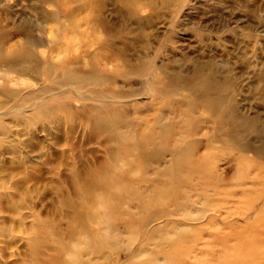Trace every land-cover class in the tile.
<instances>
[{"label": "bare ground", "instance_id": "bare-ground-1", "mask_svg": "<svg viewBox=\"0 0 264 264\" xmlns=\"http://www.w3.org/2000/svg\"><path fill=\"white\" fill-rule=\"evenodd\" d=\"M25 1L39 11L44 26L0 17V142L6 143H0V264H236L248 249L264 253V124L230 103L231 80L217 79L214 67L199 65L184 74L168 63L157 69L153 60L132 55L127 23L114 27L102 16L110 0ZM115 1L131 10L150 5L148 0ZM46 5L54 9H40ZM147 70L151 102L144 105L133 98ZM28 78L47 80L55 89L53 101L47 103L45 87L31 89L35 84ZM258 78L264 81V74ZM138 84L139 90L132 88ZM62 87L97 104L75 108L56 101V89ZM161 95L168 101H158ZM171 97L179 100L172 103ZM128 106L138 109L132 112L137 118L128 114ZM82 124L88 131L85 143L104 147L97 150L100 157L91 151L89 162L81 149L59 147L74 139ZM14 129H28V136L52 131L50 151L23 157L21 151H33L34 144L26 138L24 145L20 135L18 141L10 139ZM250 133L263 138L260 147L241 142ZM249 151L254 156H247ZM231 152L236 166L228 179L217 162ZM145 181L151 190L135 186ZM42 192L54 194L52 205L60 209L47 208L42 215L35 204L32 209L29 203ZM218 212L225 216L218 219ZM58 214L63 230L60 218L51 217ZM147 244L152 245L144 248ZM259 262L255 257L251 263Z\"/></svg>", "mask_w": 264, "mask_h": 264}, {"label": "rangeland", "instance_id": "rangeland-1", "mask_svg": "<svg viewBox=\"0 0 264 264\" xmlns=\"http://www.w3.org/2000/svg\"><path fill=\"white\" fill-rule=\"evenodd\" d=\"M167 1L168 0H148V2H150L149 6L137 4L134 6V9L131 10L127 6L120 5L115 0H110L105 7L101 8V12L102 16L110 21V24L114 27L121 22L127 23L126 25L130 27L131 30L126 32L125 40H129V42L132 41V48L129 47L128 52L132 53V55L142 54L143 57L149 61L153 60L157 69L162 64L168 63L174 68L175 72H183L185 74L186 72L188 73L192 67H198L199 65L204 66V68L214 67V70L212 69V73L217 79L229 78L232 82L231 95L233 97L229 100L231 101L230 103L234 102L235 105L241 109V114L244 117L249 115L250 117L254 116L256 119L258 118L261 122V127L264 124V94L262 92V88H264V81L259 80L258 76L260 73L264 74V0H183L179 5L176 0ZM67 6L70 7L73 5L68 4ZM40 9L49 12L53 10L54 7L46 5L41 6ZM38 12L39 11L36 9H30L25 0H2L0 2V17L8 20V22L13 19L14 22L18 24L23 19H27L31 23H38L39 21H43L39 17ZM40 24L44 26L46 23L43 21ZM49 24L51 25L52 23L49 22ZM90 38H92L91 35ZM118 41L120 42L121 40ZM11 43L12 41H9V44ZM93 48L94 47L90 50ZM146 73L147 74H144L141 79L143 80L141 90L138 89L140 84H138V87L137 85L132 86L135 90H139L138 94L133 99L144 102V105L151 102V98H148L149 96L147 95L145 89V87L149 85L147 80L149 71L147 70ZM17 77L18 76H13L11 78L15 79ZM19 78V82L24 80L23 77ZM21 82L20 84H22ZM32 82H34L35 85L33 84L34 88L31 89L35 90L38 88L37 86H39V88L45 87L46 89H44V91H46V93L44 96L46 97L49 95L46 97L47 103L49 101H53V99L49 97L53 94V90L55 89H51L47 80L41 78L38 82ZM6 83L10 87L11 85L17 86L15 83L13 85V82ZM253 87H258L256 91L258 90L259 93L261 90L260 94H258ZM62 89L63 87L61 89H56L58 93L57 96L60 97L57 98L56 96V101L59 100L72 104L75 108L82 106V104L86 105L88 102L97 104V102L92 99L84 101L78 96H75L74 93L77 92L75 89L73 91H71L72 89L70 90L66 88V90L62 91ZM82 93V95H84V92ZM160 99L161 101H163V99L168 101L163 95L157 98L158 101H160ZM175 100L178 101L179 99L174 98L173 100L172 98V103H174ZM176 102L174 105H176ZM126 109H128L127 111L128 114L130 113V116L133 115L135 118L139 116L137 114H133L137 112L138 109L134 110L129 106ZM142 114L151 113L144 110L142 111ZM64 125L66 126V123H63V126ZM83 127L84 124L78 126L74 132V135L76 134L74 139L71 141L67 139L63 140V143H61L59 147L64 146L65 150L77 147V149H81L83 152L88 154L87 157H84V161L87 162L88 160L89 162V157L92 153L91 151L96 150V156L100 157L101 153L98 151H104V147L94 141L91 143L87 142L86 144L85 142L88 138V131L86 130L87 128ZM64 130L65 129L63 127L62 131L65 133ZM27 131L28 129L19 133L18 130L14 129L13 132L9 134V138L14 141H18L19 137L16 136L20 135L23 139V144L26 138H31L32 144H34L33 151H25V149H23L20 153L23 157L28 158L30 156L32 158H38L40 152L50 151L48 149V143L53 142L50 139L52 131L44 132L36 130L35 134L31 135L32 137H35L34 139L26 134ZM63 132H60L62 134L61 137L60 135H57V137L63 138ZM245 136H243L245 139L240 138V140L243 139L244 141L241 140V142L243 141V144L248 143L247 145H249L250 148L251 146H255V148H257L256 145L260 147L263 144V138L261 136L257 137L254 133H250V137L249 134H246ZM199 137L197 138L202 140L204 143L205 139L202 137H205V134H201ZM44 138H47L46 142L42 141ZM37 139L40 141L38 142ZM78 141L79 143H77ZM251 141H253V144H249ZM0 143L6 147V143ZM203 143H201V146ZM250 151L247 156H254L253 153H251L252 151ZM233 153L235 154V152H231L229 157L226 154V159L217 162V167L219 170L223 171L224 175H226L225 177L228 179L233 177L236 166L235 160H230L231 156H234ZM246 168L248 169V164ZM62 171L67 175V171L64 168H62ZM247 173L252 174V170H249ZM49 178L50 175H46V179L48 180ZM60 181L61 180L58 179V182ZM138 184L139 185H135L138 189L143 191L151 190L150 185L147 184L146 181ZM25 185L26 184L24 183V186ZM67 185L68 184L66 183H62L63 190L71 195V190L68 189ZM27 186L30 187L31 185L27 184ZM0 193L3 192L0 191ZM6 193L10 194L13 199L22 201L23 205H28V202L23 199V195H20L15 190L8 189ZM55 199L56 197L54 194L42 192L40 195L38 194L37 197H33L29 204H31L32 209V204H35L42 215L47 208H54L57 210L60 209L59 205H52V202H55ZM129 205L132 207L137 204L136 202H129ZM152 211L153 210H150V213ZM134 214L135 217H139L137 212ZM209 214L212 215L211 213ZM250 214L248 213L247 215L249 216ZM215 216H218L217 218L219 219L220 217H224L225 214L223 212H218ZM51 217L54 219L60 218L59 228L63 230L64 221L61 219L60 214ZM27 220L29 221V219ZM238 221L241 223V218ZM190 223L194 222H189L188 224ZM119 229L123 232V228ZM65 240L66 237L64 236V241ZM151 245L152 244H147L144 248H150ZM18 247L23 249V245H19ZM247 251L249 254L239 256V260L242 261L237 262L236 264H252L251 262L255 259V257L261 260L262 263L259 262V264H264V253H260L261 250L251 248ZM11 258L17 259V256H13ZM250 259L252 260L249 262ZM119 260H124L122 253L119 256ZM224 262H226V259ZM227 263L228 262H226V264ZM228 264L235 263L229 262Z\"/></svg>", "mask_w": 264, "mask_h": 264}]
</instances>
